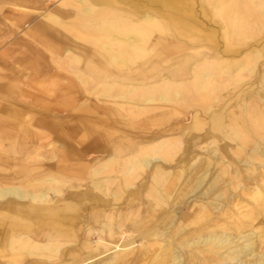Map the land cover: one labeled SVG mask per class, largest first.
<instances>
[{"label": "bare ground", "instance_id": "obj_1", "mask_svg": "<svg viewBox=\"0 0 264 264\" xmlns=\"http://www.w3.org/2000/svg\"><path fill=\"white\" fill-rule=\"evenodd\" d=\"M49 1L0 0V102L22 105L4 111L21 115L32 102L30 61L48 52L57 67H77L86 42L96 60L73 70L71 87L95 81L97 98L144 117L130 134L109 133L111 143L92 138L100 149L73 181L58 164L21 183L0 177V264H264V0H52L50 10ZM50 24L73 37L55 36V55L48 36L62 33ZM155 32L222 43L201 38L191 53ZM56 137L35 142L53 149ZM44 147L34 155L52 162Z\"/></svg>", "mask_w": 264, "mask_h": 264}, {"label": "rangeland", "instance_id": "obj_2", "mask_svg": "<svg viewBox=\"0 0 264 264\" xmlns=\"http://www.w3.org/2000/svg\"><path fill=\"white\" fill-rule=\"evenodd\" d=\"M53 1L51 0L46 3V5H51L48 8L49 10L56 5ZM135 1L145 6H148V3H150L149 0ZM40 4L37 5L36 1H33L31 4L32 8L37 12L34 14L33 22L40 20L38 12H42L43 10ZM198 8L199 10L201 9L200 6H198ZM17 16L18 15L9 13L7 19L16 20ZM202 19L206 21V18L202 17ZM5 21V19L1 20V22ZM33 22L30 25H32ZM30 25H28V27H30ZM50 25L52 26L51 29H58L57 26L53 24ZM4 28L3 23H0V30ZM58 30H60L62 34L48 36V43L50 45L48 46L49 51L54 55L58 53L55 36L60 35L61 40L65 43H70L69 40L73 39L72 34L68 33L67 30L60 28ZM22 31L24 32L25 30ZM22 35L24 34H18V36ZM211 35L215 36L218 40L217 43L221 45V34H158V32H155L151 34V39L153 40L155 37L161 36L173 42H182L188 46L195 45V48L191 47L190 50H186L192 53V51H201L202 46H197V44H201V38L204 39V42H207V40L210 42ZM32 36H29L30 39H34ZM35 41L39 48L45 50L44 47H47V45L42 44L38 40ZM77 44L86 48L75 49V52L81 58L77 67H75V65L71 67L68 66L67 60H62L61 68L57 67L51 62L53 57H51L48 52L44 55L43 60L37 61L33 59L30 61L31 76L26 83L28 93L33 94L34 97L31 99L32 102H29V105L22 109L23 114L13 115V117H11L4 111L8 107L21 110L20 106L22 105L20 104V100L15 101L12 100V98L10 102H0V104L4 105L2 107L3 110H1L0 107V131H4L0 134V152H3V149H5L7 151L6 154L11 156L9 161L0 163V177H3L2 179H4L6 175L8 179L5 180H9L10 182H25L28 179L41 176L44 172L59 170L52 169L58 164L59 166L67 165L72 167L62 171L59 170V175L62 178L71 180V178L78 175V167L85 162V154L86 156L90 155L94 152V148L96 150L100 149V147H95L94 144L91 143V140H94L92 138L100 136V138H103V142L108 140L106 143H111L109 140V133H112L113 136H117L121 134V132L130 134L131 130H137L139 128L144 115H130L126 110L113 105L109 98H97L96 94L100 92V88H98V90L95 89V81L84 87H81L77 82V88L74 89V87H71L73 82L76 83L74 75L72 74L73 70L76 71L78 68L84 67L83 65L86 59H90L94 54L92 53L93 46L88 43L78 42ZM2 49L3 47L0 48V51ZM93 58L96 60L95 56H93ZM144 59V56H140L134 59L132 64L136 65L143 62ZM173 61L174 60H169V58L164 59L161 65L166 67L171 65ZM16 85L17 86H14L11 91L14 96L21 91L24 92L25 89V84H22V82ZM85 90H87V92ZM130 97L133 98V96ZM99 106L107 108L104 111L99 108ZM108 108L111 111H109ZM118 114L125 115V120L118 117ZM4 119H9L11 121L7 124ZM115 121H117V124H115ZM137 121L139 123H137ZM45 133L50 135L49 139L51 140L54 136L62 137V140L56 137L57 140L55 139L56 141L54 142L53 149L46 147V143L37 144L35 142L36 138ZM22 138L25 140L22 141ZM63 139L69 144L65 145ZM40 145L42 148L45 146L44 149H42V155L49 157L51 152L55 151L52 162L38 160L36 155H34L35 148ZM19 149L22 150L20 151ZM73 180L74 179L71 181Z\"/></svg>", "mask_w": 264, "mask_h": 264}]
</instances>
